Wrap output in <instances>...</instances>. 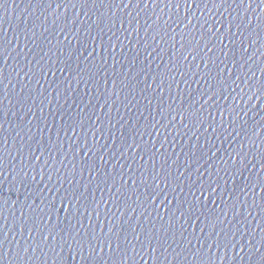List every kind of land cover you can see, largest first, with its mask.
Masks as SVG:
<instances>
[{"label":"water","instance_id":"obj_1","mask_svg":"<svg viewBox=\"0 0 264 264\" xmlns=\"http://www.w3.org/2000/svg\"><path fill=\"white\" fill-rule=\"evenodd\" d=\"M0 264H264V0H0Z\"/></svg>","mask_w":264,"mask_h":264}]
</instances>
